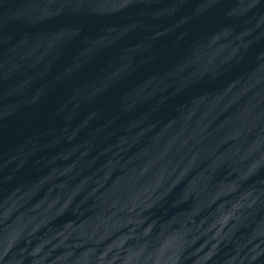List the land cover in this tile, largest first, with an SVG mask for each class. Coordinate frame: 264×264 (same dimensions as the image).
<instances>
[{
	"label": "water",
	"instance_id": "95a60500",
	"mask_svg": "<svg viewBox=\"0 0 264 264\" xmlns=\"http://www.w3.org/2000/svg\"><path fill=\"white\" fill-rule=\"evenodd\" d=\"M0 264H264V0H0Z\"/></svg>",
	"mask_w": 264,
	"mask_h": 264
}]
</instances>
